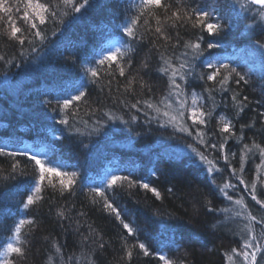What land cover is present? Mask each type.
Here are the masks:
<instances>
[{
  "label": "trees",
  "instance_id": "1",
  "mask_svg": "<svg viewBox=\"0 0 264 264\" xmlns=\"http://www.w3.org/2000/svg\"><path fill=\"white\" fill-rule=\"evenodd\" d=\"M9 2L14 5L11 15L16 26L22 29L25 43L21 45L10 38L11 23L0 13L4 17L0 19V56L4 57L0 60V141L12 139L11 134L22 136L23 131L34 129L48 141V159L77 175L72 190L61 192L60 178L53 175L49 184L45 173L46 179L38 194L40 199L24 210L21 202L39 178L38 166L29 154L0 156V249L13 235L15 223L20 218H31L35 223L22 229L25 254L14 255L15 264H61V259L63 264H163L156 256L143 255L138 248L132 249L129 260L126 251L135 244L136 238L128 236L121 222L102 203H93L95 197L90 189L101 187L107 169L113 168L117 176L129 177L136 183L129 186L125 181L122 186L114 187L108 193L109 199L151 252L163 249L162 254H167L174 264H233L235 261L229 262L227 256L232 254L231 249L238 248L240 236L244 238L245 233L240 229L248 220L235 215L241 206L229 202L218 186L226 181L236 184L235 190H229L233 200L243 197L252 215L258 218L264 215V209L231 176L222 158L227 155L231 167L240 174L241 149L244 144L249 145L252 152L246 154L242 175L250 187L257 175L255 166L260 163L253 141L264 146V117L260 115L264 113V56L256 43H264V22L254 19V11H242L236 0H165L172 4L171 11L178 10L181 15L203 7L212 14L211 22L228 27L213 38L199 27L193 28L191 22H177L172 27L169 21L165 24V33L171 39L166 41L163 37L157 38L156 22L147 17L149 24L144 25L141 20L137 27L138 38L127 41L130 48L121 62L125 76L119 75L115 65L107 70L106 61L104 66H99L101 77L98 80L91 77L82 85L83 65L96 63L94 57L105 51L112 36L120 33L121 22L137 14L135 5L140 0H90L94 6H85L80 12H74L72 4L65 5L63 0H39L50 4V10L44 13L43 25L28 10L42 33L38 37L32 35L36 29L29 31L30 22L26 24L20 19L26 0ZM74 2L82 3V0ZM16 7L20 8L19 13ZM171 11L165 13L160 9L157 14L163 20ZM51 12L56 15H50ZM199 36L204 37L202 47L207 43L220 46L193 59L191 48L186 49L184 45L196 43ZM185 52L194 73L188 77L185 90L189 94L188 103L191 92L202 93L201 105L206 112H211L208 123L199 126L203 140L206 144L224 143L227 134L219 131L223 126L220 115L234 126L236 135L230 138L235 142L228 140L223 151L219 147L215 151L206 148L199 142L195 130L189 135L179 130L182 126L179 119H170L177 115L176 105L173 102L172 108L166 106L171 71L168 74L160 71L166 66L161 57H172V63L178 67ZM207 60L231 65L245 75L248 83L237 86L229 81L226 89L221 90L213 82L200 80L199 74L206 71L201 65ZM44 81L48 83L42 90L37 85ZM177 82L182 83L178 77ZM55 84L59 88L53 89ZM79 86L86 91V96L74 101L68 109L58 108L57 101L62 102L63 95L76 91ZM205 88H214L211 97ZM14 89L20 93L6 95ZM233 95L249 99L238 105L232 101ZM5 96L10 97L8 102ZM148 103L155 107L149 108ZM133 104L137 107H131ZM239 107H243V112ZM59 110H63L67 124L60 123ZM164 111L169 116H164ZM8 114L20 117L19 127L12 126L5 117ZM47 115L53 120L52 128L45 122ZM184 126L191 128V121ZM241 126H245L243 130ZM9 143L19 147L23 142ZM99 144L98 153L104 162L96 167L88 152H95L92 146ZM193 148L207 160L215 161L214 166L221 171L210 174L207 171L210 165L202 162ZM17 162L18 167L13 171L12 165ZM259 175L264 179V168ZM144 183L149 184V189L141 186ZM151 188L159 191V198ZM258 198L264 199L259 195V187ZM60 212L64 215H59ZM254 228L260 230L259 225ZM56 247H60L59 253Z\"/></svg>",
  "mask_w": 264,
  "mask_h": 264
},
{
  "label": "snow or ice",
  "instance_id": "2",
  "mask_svg": "<svg viewBox=\"0 0 264 264\" xmlns=\"http://www.w3.org/2000/svg\"><path fill=\"white\" fill-rule=\"evenodd\" d=\"M64 4H72V9L74 12H80L82 8L93 7L90 3V0H82V3H76L74 0H63ZM178 2V0H177ZM239 8L244 12L254 11L255 17L259 18L260 21L264 22V0H246V2L241 3L240 0H236ZM14 5L10 4L9 0H0V13H4L7 17V21L11 23L10 32L8 35L10 38L17 40L21 45L25 43V38L22 34V29L16 26L15 21L11 13L13 12ZM25 11L23 12L22 17L20 19L24 23L30 22L29 31L32 29H36L32 35L34 36H41V31L37 28L36 22L32 19V16L29 14V9L31 10L32 14L39 20L41 25L45 24L46 18L44 13L49 12L50 4H42L39 0H26V3L23 5ZM138 9L137 14L135 16L127 17V23H124L122 26L123 33L132 40L137 39V27L139 26L141 20H143L144 25L149 24V20L147 17H151L156 22V27L154 32L159 39L163 37L166 41L170 40L171 37L167 36L165 33V24L171 21V26L175 27L177 22L187 23L191 22V26L193 28L199 27L202 32H207L211 34L213 38L218 37L224 28L228 27L226 24H222L219 22H211L213 17L209 11H205L203 7H196L192 8L190 11H185L183 15L177 11H171L172 4L165 2V0H140V3L135 5ZM163 9L165 13L171 11V15H165L163 20L161 19L160 15L157 14L158 10ZM20 8L16 7V12L19 13ZM50 15H56L55 12H51ZM239 16V13H237ZM4 17H0L3 19ZM21 33V35H18ZM143 37H139L142 39ZM204 43V37L199 36L197 38L196 43H185V48H191L192 50V57L193 59L199 58L203 56L204 52L208 49H215L218 48L220 45L216 43H207L206 47H202ZM259 45V51L261 56H264V43L260 41L256 42ZM130 48V44L126 46V50L122 51L121 48L117 47L114 51L108 50L106 55H102V58L97 62L98 67L85 69L86 73L90 72L92 78L94 80H98L102 75V70L99 66H104L106 61L107 63V70H111L113 65H115L116 70L119 72L120 76H125V68L122 66L121 62L124 60L127 49ZM184 59L180 60L179 66H175L172 63V57L164 58L163 56L161 59L163 60L164 65L160 68V71L164 74H168L171 71V76L169 80V87L170 91L168 93V97L165 98L167 100V108L173 107V102L175 103V111L177 115L171 116L170 119L175 121L179 119L182 122V126L180 127V131L187 132L189 135H192V131L195 130L196 136L199 139L201 144H205V147L215 151L218 147L221 151L224 150L225 144L228 142L230 137H235L236 133L234 131V126L230 122L223 123V126L219 129L221 134H227L224 136V143H220L219 145L213 144H206L203 140V132L200 130V125H206L208 123V117L211 115V112H206L203 109V106L198 104V99H203V94H197L195 91L191 92V103H188L187 96L189 95L186 93V88L188 84V77L192 76L194 73L191 68V61L187 59L188 53L185 52ZM211 55V53H209ZM4 59L3 56H0V60ZM179 59V58H177ZM129 65L131 61H128ZM202 68L206 69L199 74V79L205 82H213V85H219L221 90H225L226 86L228 85L229 81L234 82L237 86L241 85L243 82L244 84L248 83L245 75L241 74L236 68L232 67L229 64H220V63H213L211 60L204 61L202 63ZM177 77L182 83L177 82ZM133 83L132 80L129 81V87ZM78 91V95L71 96L68 99H64L62 102L57 101L58 108L61 109H68L69 106L73 104L74 101H81L86 96V91ZM214 88H205L204 91L209 93V97H211V93ZM234 103L238 105H243L245 102L248 101L247 96H242L238 98V95H233L231 97ZM162 103L164 101H161ZM139 103V102H138ZM131 107L136 108L137 104L131 105ZM149 108L155 107L154 104L148 103ZM243 107H239V111L243 112ZM56 111V109H54ZM159 111V108H157ZM164 116H169L168 111H164ZM262 117H264V113H260ZM135 119V117H133ZM221 120H224L225 117L221 116ZM191 121V128L184 126L187 124V121ZM62 124H67V119H62L60 121ZM245 126H241L243 130ZM242 139V137H241ZM191 147V146H189ZM253 148L258 151L260 163L256 164V178L249 184L245 182L242 173L244 172L243 163L246 158V154L252 152V149L249 148L248 144H244L243 148L241 149L242 155L240 156L241 168L239 169V173L237 169L232 168L229 162V157L224 155L222 158L225 160L226 165L230 169V174L234 177L238 184L244 186V190L248 192V195L251 197L252 201H255L256 204L260 206L261 209H264V199L258 198V187H259V195L264 196V179H261L259 173L262 168H264V146L260 143H256L253 141ZM193 151L196 152V149L193 148ZM202 162H206L210 166L207 168V171L211 173L220 172L221 170L218 167H215V161L207 160V157L200 152H196ZM16 156L17 153H9L6 152L4 148H0V156ZM19 155L28 156L27 152L20 153ZM233 156L236 154L233 153ZM30 160L35 162V165L38 166L39 169V178L35 181L33 186L28 190V194L26 195V200L22 201V207L24 210H27L31 205L35 204L39 199L40 196L38 195L42 191V184L46 179L45 173L48 174L47 179L49 184L52 183L51 177L53 175L59 177V184L61 186V192L63 191H71L72 186L76 183V173H68V172H61L58 167H46L47 164H51L52 161H42L37 157V155H31ZM19 162L12 165L13 171H15L18 167ZM127 181L129 186H132L136 183V181H132L129 177H122L112 175L107 180V183L102 182L101 187L91 188L90 191L94 194L93 203H102V207L109 211L111 214L115 216L117 220H119L124 229L127 230V234L130 237H135L136 242L130 248L127 249L126 255L130 260L133 255V248H138L143 252V255L149 256L153 255L158 257L159 261H162L163 264H174L172 260L167 257V254H162L163 249H159L155 252H151L149 246L145 243L140 242L137 231L130 226L129 223L124 222L121 216V211L113 204V202L109 199L108 193L114 189V187L122 186L123 183ZM55 187V185H52ZM144 189H149V184L144 183L141 185ZM237 187L236 184L231 183V181H226L222 186H218L219 192L229 201L233 202L235 205H240L241 210L236 211L235 215L242 217L248 220V223L240 229L241 232L245 233V238H243L241 246L239 249L233 248L231 249V253L235 254L239 257L242 261V264H264V215L260 216L259 218L256 215H252L251 212L247 210V205L244 204L243 197L239 199L233 200V196L229 194V190H235ZM157 198L160 197L159 191L156 188L150 189ZM171 191V189H169ZM98 198V199H96ZM222 211L228 212L229 209H223ZM247 213V215H245ZM59 215L63 216L64 213L60 212ZM35 221L31 218L25 219L20 218L17 223H15L13 236L11 240L13 242H8L5 246L0 249V264H15V259L13 256H24L25 249L23 247L24 240L22 239V229L26 226L33 225ZM254 225H259L260 230L256 231ZM87 239V237H85ZM127 243V241H125ZM104 245L101 243L100 247L102 248ZM60 252V247H56V253ZM229 254L227 259L229 262L233 261V255ZM51 260V257L49 258ZM61 264H63V260L61 259Z\"/></svg>",
  "mask_w": 264,
  "mask_h": 264
},
{
  "label": "bare ground",
  "instance_id": "3",
  "mask_svg": "<svg viewBox=\"0 0 264 264\" xmlns=\"http://www.w3.org/2000/svg\"><path fill=\"white\" fill-rule=\"evenodd\" d=\"M127 20V19H126ZM126 20H124V21H126ZM123 21V22H124ZM123 22H121V25H122V23ZM120 25V26H121ZM100 54H98V55H96V57H94V59L93 60H95L94 62H98V60H97V57L99 56ZM89 63V62H88ZM96 63H94V64H96ZM47 81H44V82H41V83H39L37 86L38 87H40V89H42V90H45L44 88H46V85H47ZM36 86V87H37ZM49 88H51V87H48V89ZM53 89H57V88H59V86H58V84H55V85H53V87H52ZM20 93V91L18 90V89H14V90H10L8 93H6V95H9L10 94V96H14L15 94H19ZM71 93V92H70ZM63 96H65V95H63ZM63 96L61 97L62 98V100H63ZM10 98V97H9ZM9 98H7L6 96H5V99L7 100L6 102H8V100H9ZM58 114H60L59 116H60V119H63V110H59L58 112H57ZM5 117H8V119H9V122L12 124V126L14 127V128H16V127H19V125H20V122H19V118L20 117H17V116H15V115H7V116H5ZM1 118V117H0ZM225 119H226V121L225 122H230L231 123V121H229V119L228 118H226L225 117ZM224 119V120H225ZM221 121V120H220ZM46 124H47V126L48 127H53L52 126V124H53V120H52V118L50 117V116H48L47 115V118H46ZM224 122V123H225ZM222 123V122H221ZM222 125H223V123H222ZM23 129H27V126H23ZM34 129H29L28 131H23L24 133H22L23 135L21 136H15L14 134H11V137H12V139H9L8 141H3L2 143H1V141H0V148H4L5 149V151L6 152H9V153H17V154H20V153H24V152H27L29 155H31L30 154V152L33 150V149H41V148H43L44 149V151H45V154H46V157H47V161H50L49 159H48V156L49 155H47V150L46 149H49V147H48V141L46 140V138L44 139L43 137V135L40 133V134H37V133H35V131H33ZM27 132H28V134L29 135H25V134H27ZM42 138V139H41ZM54 138H56V136H54ZM18 139V140H17ZM228 140H230V142L232 141V142H235L232 138H229ZM9 142H14V143H20V142H23L22 143V145H20L19 147H12V145L9 143ZM31 144H30V143ZM38 144V146H36ZM40 144V145H39ZM92 148L95 150V152H93V151H90V152H88V155H90L91 157H92V159H93V162H95L96 164H95V166L97 167V166H100L104 161H102V158H101V156H100V153H98V151L100 150V144L98 145V147L96 146H92ZM104 156H106V154L104 155ZM148 160V159H147ZM151 160V159H150ZM155 159L154 158H152V162L154 161ZM157 161H160V158H158L157 159ZM51 164H54V163H51ZM55 166H59V165H56V164H54ZM59 167H61V166H59ZM112 175H116L117 176V174H116V171L113 169V168H108L107 169V171H106V173L104 174V176L102 177V182L103 183H107V180L110 178V176H112ZM244 238H245V236H244ZM242 240H243V237L242 236H240V241H239V245H238V248L237 249H239L240 248V246H241V243H242ZM233 255V257H237L235 254H232ZM239 260H241L239 257H237Z\"/></svg>",
  "mask_w": 264,
  "mask_h": 264
},
{
  "label": "rangeland",
  "instance_id": "4",
  "mask_svg": "<svg viewBox=\"0 0 264 264\" xmlns=\"http://www.w3.org/2000/svg\"><path fill=\"white\" fill-rule=\"evenodd\" d=\"M124 23H127V20L126 21H124L123 23H122V25L120 26V28H119V32L120 33H118L116 36H112L110 39H109V41H108V44H107V48H106V50L103 52V53H101L98 57H97V60L99 61L101 58H102V55H106L107 54V51L108 50H112V51H114L117 47H119V48H121V50L122 51H125V49H126V44H127V41L130 39V38H128L124 33H123V31H122V26H123V24ZM94 65H96V64H94V63H85L83 66H85V69H91V68H96ZM84 69V70H85ZM92 76H91V74H90V72H87L86 73V71H84V74H83V76H82V81H83V83H82V85H85V84H87L89 81H90V78H91ZM79 90H81V91H83V87L82 86H79V88H78ZM197 94H198V92H197ZM75 95H78V91L76 90V91H73V92H71V93H68V94H66L65 96H63V100L64 99H68V98H70L71 96H75ZM189 103H191V99H190V102ZM201 100L200 99H198V104H200L201 105ZM222 115H220V117H221ZM220 117H219V119H220ZM221 120V119H220ZM226 121V119L225 120H221L220 122H222V123H224ZM30 154L31 155H37V157L39 158V159H41L42 161H47V157H46V154H45V151H44V149L43 148H41V149H33L31 152H30ZM46 167H58V166H55L54 164H47L46 163ZM59 170L61 171V172H66V171H64L61 167H59ZM13 236V235H12ZM11 236V237H12ZM11 237L9 238V240H8V242H13L12 240H11ZM7 242V243H8ZM6 245V244H5ZM4 245V246H5ZM235 261V262H234ZM233 264H242V261L241 260H239L237 257H234L233 258Z\"/></svg>",
  "mask_w": 264,
  "mask_h": 264
}]
</instances>
